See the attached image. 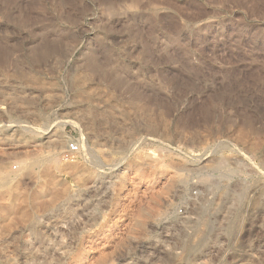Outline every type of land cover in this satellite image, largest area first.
<instances>
[{"label": "rangeland", "instance_id": "obj_1", "mask_svg": "<svg viewBox=\"0 0 264 264\" xmlns=\"http://www.w3.org/2000/svg\"><path fill=\"white\" fill-rule=\"evenodd\" d=\"M2 51L0 264H264V0H0Z\"/></svg>", "mask_w": 264, "mask_h": 264}, {"label": "bare ground", "instance_id": "obj_2", "mask_svg": "<svg viewBox=\"0 0 264 264\" xmlns=\"http://www.w3.org/2000/svg\"><path fill=\"white\" fill-rule=\"evenodd\" d=\"M49 50H45V53L44 54H49V53H47ZM0 60L2 61V62H4L5 61V53L2 51L1 53H0ZM92 62V61H91ZM245 132H249V131H245ZM242 136H245L246 134L245 133H242L241 134ZM247 136V135H246ZM56 142H58L57 140H55ZM7 180H8V176H5L4 178H3V180H1L0 181V188H2L3 190H5V191H8V189L10 188L8 185H7ZM255 205V204H254ZM236 220V219H235ZM235 226H236V222H233L232 223V225L230 226V227H228V230L229 231H231V229L233 228H235Z\"/></svg>", "mask_w": 264, "mask_h": 264}, {"label": "built area", "instance_id": "obj_3", "mask_svg": "<svg viewBox=\"0 0 264 264\" xmlns=\"http://www.w3.org/2000/svg\"><path fill=\"white\" fill-rule=\"evenodd\" d=\"M78 150V147L75 145H69V149L68 151L71 153H75ZM254 194H256V191L254 192Z\"/></svg>", "mask_w": 264, "mask_h": 264}]
</instances>
